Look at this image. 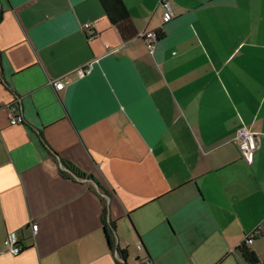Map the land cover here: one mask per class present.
Segmentation results:
<instances>
[{
  "label": "crops",
  "instance_id": "0c3cea01",
  "mask_svg": "<svg viewBox=\"0 0 264 264\" xmlns=\"http://www.w3.org/2000/svg\"><path fill=\"white\" fill-rule=\"evenodd\" d=\"M121 1L0 0V264H264V0Z\"/></svg>",
  "mask_w": 264,
  "mask_h": 264
},
{
  "label": "built area",
  "instance_id": "2783aa9c",
  "mask_svg": "<svg viewBox=\"0 0 264 264\" xmlns=\"http://www.w3.org/2000/svg\"><path fill=\"white\" fill-rule=\"evenodd\" d=\"M161 6L164 10L163 17L165 21H169L173 16L169 4L166 3L165 1H161ZM91 30H92V26L90 24L83 25V31L91 33ZM139 38L145 44L148 52L152 54L154 49V44L157 41L155 34L152 32L144 33V34H140ZM91 68L92 65L90 63H87L81 66L80 68H78L74 74L78 78L84 77L90 74ZM49 85L55 92L61 91L64 87V83L60 79L50 81ZM18 112H19V107L17 103H15L13 106L8 107L9 125L16 126L24 123L23 118L21 117V115H19ZM234 140L240 149L243 160L246 163L250 164L253 160V155L257 146V141L255 136L246 127L241 125L236 129ZM31 231L33 235L37 232L36 224L31 225ZM257 233H258L257 231H254L253 233L246 235L243 239L242 245L243 246L251 245L252 237L254 234ZM2 248L5 253L13 257L18 256L23 251L22 245L19 243V241L17 240L16 236L13 233H9L6 235L2 243ZM137 250H141V247L138 246ZM139 264H152V262L149 261L148 259H143L140 261Z\"/></svg>",
  "mask_w": 264,
  "mask_h": 264
},
{
  "label": "trees",
  "instance_id": "16d2710c",
  "mask_svg": "<svg viewBox=\"0 0 264 264\" xmlns=\"http://www.w3.org/2000/svg\"><path fill=\"white\" fill-rule=\"evenodd\" d=\"M101 9L103 10L104 14L107 16L108 20L111 22L113 26H115L120 38L122 40H128L130 38H133L135 36V32L132 26V23L129 20V16L127 14V11L122 3L121 0H98ZM156 36V40H160L162 38V34L160 32L154 33ZM42 144L45 146L43 140L41 139ZM65 169L74 177L80 178L81 175L74 169L64 166ZM104 227V235L106 243L111 249V239H110V233L111 229H113L112 224H106L103 222ZM244 247L243 245L241 246ZM244 256L250 261V262H256V258L254 255L250 254L247 249H243ZM120 258L124 259V252H119Z\"/></svg>",
  "mask_w": 264,
  "mask_h": 264
},
{
  "label": "water",
  "instance_id": "95a60500",
  "mask_svg": "<svg viewBox=\"0 0 264 264\" xmlns=\"http://www.w3.org/2000/svg\"><path fill=\"white\" fill-rule=\"evenodd\" d=\"M115 253H116L117 258L120 259V255H119V253H118L117 251H116ZM121 261H122V260H121Z\"/></svg>",
  "mask_w": 264,
  "mask_h": 264
}]
</instances>
